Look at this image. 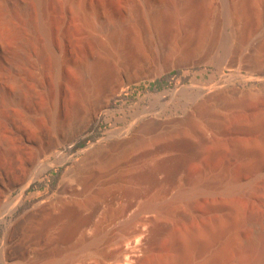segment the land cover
Wrapping results in <instances>:
<instances>
[{"label":"rangeland","instance_id":"1","mask_svg":"<svg viewBox=\"0 0 264 264\" xmlns=\"http://www.w3.org/2000/svg\"><path fill=\"white\" fill-rule=\"evenodd\" d=\"M178 1L0 0V89H4L3 99L0 97V243L8 236L9 244H38L48 250L67 248L76 243L80 234L73 220L66 224L63 234L53 230L56 213L53 202L66 200L67 213L73 215L80 193L87 189L91 194L86 190L85 196L93 193L94 197L101 188V199L105 200L102 203L99 200L96 209L91 204V208L85 206L82 212L94 221L110 218L104 223L110 228L113 207L123 206L124 214H129L155 193L154 174L159 165H185L187 181H203L218 172H230L237 159L245 156L237 153L241 147L213 145L218 139L220 142L251 139L257 135L259 126L254 117L264 113V51L256 47L264 30V3L248 4L251 16L240 18L232 26L229 45L236 43L242 30H247L253 39L244 48L247 57L240 62L230 60L231 65L218 72L211 61L224 47V29L230 30L228 25L218 23L216 14L221 9V0H196L203 3L201 11L197 10L199 18L204 16L208 25H219L218 31L207 37L199 50L191 52L183 50L187 35L178 21L169 23L166 19L162 36L155 33L151 13L159 6L174 7ZM36 9L47 28L44 34L31 26V18L38 13ZM258 14L263 17H257ZM119 25L133 28L142 54L134 57L126 68L115 51L109 52L108 58L119 71V78L128 82L111 93L104 107L92 112L96 93L85 86L86 67L110 47V31ZM208 45L211 50H206ZM169 46L171 50H167ZM250 57L254 60L250 61ZM214 83L221 91L214 95L199 91ZM250 92L256 96L246 101ZM145 111L155 113L158 124L144 132L138 128L139 132L137 118ZM86 112L92 113L85 127L71 129ZM192 113L198 120L194 128L185 129L184 135L171 136ZM56 125L62 133L66 132L65 126H71L70 139L58 146L52 145ZM124 129H128L126 138L133 133L137 138L139 133L136 144L130 141L122 149L109 148L107 143ZM89 143H93L91 147L102 144L103 157L93 159L95 163L92 161L87 174H83L85 181L66 177L63 173L81 158L82 149ZM39 147L47 150L36 158ZM210 148L216 150L217 160L204 163ZM241 183L244 187L247 184L255 187L241 196L246 200L247 210L255 218L264 217V168L252 178L242 175ZM5 184L13 186L7 189ZM221 194L220 187L211 192L202 189L196 192L192 207L197 220L211 215L208 203ZM14 200H18L14 212L2 215L6 204ZM188 223L184 220L180 225ZM167 227L163 229L164 236L170 228ZM90 229L89 225L84 227L87 235L92 233ZM259 230L260 223L256 220L239 226L243 240H254ZM164 236L154 244L155 250L163 248ZM123 243L128 246L135 241ZM107 244L108 251L119 247L114 241ZM24 259L17 257L14 263Z\"/></svg>","mask_w":264,"mask_h":264},{"label":"bare ground","instance_id":"2","mask_svg":"<svg viewBox=\"0 0 264 264\" xmlns=\"http://www.w3.org/2000/svg\"><path fill=\"white\" fill-rule=\"evenodd\" d=\"M256 2L264 3V0H221V9L216 14L217 19H219L218 23L220 21V23L228 25L230 30L227 31L226 28L224 29V47L219 53H215L217 55L213 56L214 59L211 61L214 69L218 72H221L224 67H227L229 62H232L230 60L234 59V62L235 60L240 62L247 57L244 48H248L251 45V41H253L248 31H238L239 34L238 38L236 37L235 44L229 45V38L233 33L232 26L237 20L249 17L250 13L247 12L246 6ZM202 5L203 3L199 4L196 0H179L175 3L174 7L166 8L164 5L157 6L158 8L151 13L155 33L158 37L162 36L166 19L169 23L178 21L183 28L184 34L187 35L183 50L188 52L199 50L203 41L218 31L219 25L218 23L208 25L203 19L204 16L202 18L200 16L199 18L198 15L200 13L197 14V10ZM202 8H200V11ZM36 11L38 12L40 10L36 9ZM257 17H263V14H258ZM31 19L33 20V24H31L34 27L33 29L38 33L44 34L47 28L43 24V21H41V13H36ZM132 29H128L123 25L112 29L110 31V47H106L103 54H98L96 59H93L86 67L87 76L85 86L96 93L92 112H97L100 108L104 107L111 93L128 82V80L119 78V71L112 66L108 58L109 52L111 50L115 51L120 57L121 64L126 66V68L133 61L134 57L142 54L139 39L137 38L136 32ZM261 38V41L257 45L253 44V47L256 45V47L264 51V30L262 31ZM171 49L169 46L167 50ZM206 50H211L209 45L206 47ZM249 60L253 61L254 58L250 57ZM250 85L253 86V84ZM3 90L0 89V97L2 99L4 95L1 96V91L3 92ZM210 90L213 92L208 93ZM199 91L202 94L214 95L221 90L217 89L216 83H214L205 89L199 88ZM253 94L251 93L246 98V101L254 99L256 95ZM197 112L198 109L195 110V113ZM91 113L86 112L80 122L71 125L72 127L70 126L71 129L81 130V128L85 127L90 120ZM195 117L193 113L189 114L188 119L185 118L182 120L183 122L181 121L183 123L182 128L173 130L174 132L170 133L171 136L184 135L185 129H190L192 126L194 128L195 123L198 121ZM157 119L158 116L155 113L145 111L143 115L138 116L136 129L138 130L139 128L142 132L151 130L152 127L158 124ZM254 121L259 128L257 135L251 139L237 138L236 140L228 139L229 141H226L227 139L223 141V139L221 142L219 139H215L216 142H219L218 144L214 142L213 138L212 140L210 139L212 144L213 142L215 143L213 147L215 145L241 147L237 153L245 154V156L237 159L236 165L230 172H218L211 178L203 181L193 179L189 182L185 174V165H159L154 174L156 190H154L155 188L153 190L155 193L151 196L149 195L150 197L148 196V198L144 196L147 199L141 201L142 203L140 202L136 209H131L129 214L126 212V215L124 214L125 210L123 206L113 207L111 210L114 213L109 212V215L112 214L111 216L114 218L110 228H106L107 225L105 226L106 220L109 221L110 218L107 219L106 217V220L102 218L103 220L94 221L91 216L83 214L82 208L89 204L95 208L97 207L95 206L96 203L104 199H101L103 191L101 188L99 191H102H98L94 197H92L93 193L90 197L87 194L85 196L84 192L86 189L83 193H80L81 197L79 199L77 198V212L75 211V214L73 212V215H71L72 213H67L66 207H68V202L66 200L53 202L56 205L55 220L53 222L55 226L53 230L56 233L61 232L63 234V230L67 228L65 226H68L66 224L68 222L70 224V221L73 220L75 230L80 234L75 244H71V246L69 245V247L63 249L53 247L48 250L39 247L38 244H9L10 240L8 242L7 236L1 239L0 261L2 264H15V259L23 256L25 259L17 262V264H229L235 260L238 261V264H264V217H253L246 208V200L241 197L247 194L249 190L255 188L251 184H247L244 187L241 183V176L247 175L249 178H252L264 168V113H260L258 116L255 115ZM57 127L56 125L55 128ZM70 127L65 126V133H62L57 128L58 130L53 138L52 145L58 146L68 141L71 137ZM130 128L128 126V129ZM126 130L117 133L116 139L108 142L107 146L111 149H119V147H123L130 141L135 143V140L139 138V133H137L138 137L136 138V134H131L133 132L131 130L132 132L130 131V134L132 136L130 135L131 137L126 138L125 135L128 133ZM91 144L93 143H89L87 145L88 147L86 146L87 148L82 149L81 158L72 167L66 168L67 170L63 173L66 177L75 176L77 179H83L85 181L86 178H83V174L86 175V172L89 171L87 169L91 167L90 163L94 158L97 161L98 158L103 157V152L105 151L100 147L102 144L98 143L100 145L97 147H91ZM207 144L209 145L210 143ZM46 150L47 148L39 147L36 152V158L42 157ZM204 157V163L215 162L217 160L216 150L210 148V151L208 150ZM132 168L130 169L134 172ZM132 172L131 175H133ZM146 175L148 177L150 176L149 173H146ZM150 178L153 179V177ZM169 178L171 180H168ZM149 183L152 182L149 180ZM5 185L7 189L13 186L11 184ZM217 187L222 189V194L220 197L213 198L209 201L208 208L212 211L211 215L203 220H197V215L192 207L194 195L200 189L204 190V192H211ZM154 191H152L151 187V193ZM17 205L18 200H14L13 202L9 201L5 209L1 211V214L13 213ZM184 220H188L189 223L180 225L181 221ZM254 220L260 223V230L254 240H243L239 233V226L248 224ZM88 225L92 231L90 235H87L84 230V227ZM167 226L170 228L164 233V236L163 229H166ZM161 236L165 238L162 242L164 244L163 248L161 250H155L154 244L157 243ZM110 241L118 243L119 247L117 250L108 251L105 249L108 245L107 243ZM124 241H135V243L127 244L128 246H126L123 243ZM120 242L123 244H120ZM26 253H30V255Z\"/></svg>","mask_w":264,"mask_h":264}]
</instances>
